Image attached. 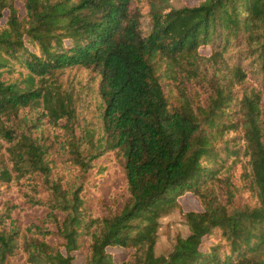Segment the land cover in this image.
Listing matches in <instances>:
<instances>
[{
    "label": "trees",
    "instance_id": "16d2710c",
    "mask_svg": "<svg viewBox=\"0 0 264 264\" xmlns=\"http://www.w3.org/2000/svg\"><path fill=\"white\" fill-rule=\"evenodd\" d=\"M142 2L0 0V264H264V0Z\"/></svg>",
    "mask_w": 264,
    "mask_h": 264
},
{
    "label": "rangeland",
    "instance_id": "374dc122",
    "mask_svg": "<svg viewBox=\"0 0 264 264\" xmlns=\"http://www.w3.org/2000/svg\"><path fill=\"white\" fill-rule=\"evenodd\" d=\"M197 0H143V10L148 13L152 5L159 7H179L182 5H193ZM169 10V9H166ZM22 13L24 10L21 11ZM150 19L144 20V26L148 27ZM208 48H206V51ZM122 179L121 174L117 173L112 178L106 177L102 186L103 192L108 195L112 194L114 187H117ZM179 205H176L173 209L163 214L160 218V228L158 232V242L156 251L158 254H166L170 252L176 242V238L179 235L186 236L189 234L188 225L184 216V212L194 209L201 210V206L197 199L192 194H187L178 197ZM115 257L118 259L121 257L122 252L120 250H114ZM84 257L78 255L73 264H83Z\"/></svg>",
    "mask_w": 264,
    "mask_h": 264
}]
</instances>
